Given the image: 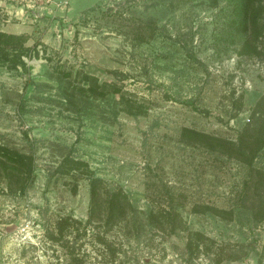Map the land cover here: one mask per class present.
<instances>
[{"label": "rangeland", "instance_id": "1", "mask_svg": "<svg viewBox=\"0 0 264 264\" xmlns=\"http://www.w3.org/2000/svg\"><path fill=\"white\" fill-rule=\"evenodd\" d=\"M233 1L0 0L30 66L0 61V144L35 160L24 191L0 169V264H264L246 165L191 134L236 140L264 98V0L232 43ZM93 182L125 212L88 221Z\"/></svg>", "mask_w": 264, "mask_h": 264}, {"label": "trees", "instance_id": "2", "mask_svg": "<svg viewBox=\"0 0 264 264\" xmlns=\"http://www.w3.org/2000/svg\"><path fill=\"white\" fill-rule=\"evenodd\" d=\"M259 0H234L233 7L230 13V24L227 30L231 42L237 41L239 31L242 27H246L251 37L255 40L259 35L258 17L260 13ZM25 38L20 34L7 33L0 30V61L2 63H10L14 67H22L30 69L23 56L28 50L24 45ZM256 47V46H255ZM21 107L25 110L24 105ZM194 141L202 145L219 150L229 156L235 157L242 161L247 172L243 181V188L240 192L236 203L253 207L256 209V214H264V172L258 170L255 166V160L260 150L264 148V98L259 99L252 110L250 122L247 123L236 140L229 141L217 137H212L201 132L191 131ZM34 158L31 153H25L15 148H10L0 144V169L5 171L6 175L16 176V189L24 191L31 179L34 176ZM100 185L93 182L92 185V206L89 220L92 215H99L105 210L108 220H112L117 213L125 212L126 198L121 193H114L107 198L106 207H101L102 202L99 199ZM250 201L249 204H246ZM206 209L219 215H233V210H225L210 204L205 205ZM200 234V233H199ZM79 261V258H74ZM233 260H239L241 257L235 255ZM78 263V262H77ZM80 263V261H79Z\"/></svg>", "mask_w": 264, "mask_h": 264}]
</instances>
